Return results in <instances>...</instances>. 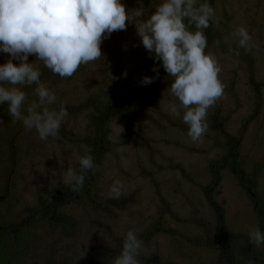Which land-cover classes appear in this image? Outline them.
<instances>
[{
    "label": "rangeland",
    "instance_id": "1",
    "mask_svg": "<svg viewBox=\"0 0 264 264\" xmlns=\"http://www.w3.org/2000/svg\"><path fill=\"white\" fill-rule=\"evenodd\" d=\"M121 2L126 11L140 6L137 0ZM160 2L143 0L147 16ZM212 3L219 27L212 21L210 34L207 29L202 31L207 38L205 53L214 55L221 68L224 95L207 110L208 129L200 140L194 142L188 135L184 109L171 93L174 78L162 64L156 67L158 75L149 69L155 54L144 48L135 25L127 24L126 30L113 32L103 40V57L99 60L81 65L73 77L45 82L50 91L53 85L57 98L50 108L63 102L69 108L87 105V109L67 111L56 137L41 140L35 129H29L18 139L17 148L10 151L0 141V182L2 175L13 172L15 185L12 199L0 204L18 210L33 208L20 219L25 223L24 219L30 217L42 223L41 235L47 230L42 222L45 211L39 206L41 196L55 189L66 192L69 184L64 173L72 169L79 174L81 157L90 155L94 161L91 152L97 133L92 116L99 114L89 101L109 105L132 80L155 77L143 88H131L119 106L113 105L120 111L107 119L110 144L106 153L99 154L97 160L101 162L97 161L95 173L91 170L94 199H89L86 192L81 196L69 193L60 202L59 210L76 221V238L70 242L51 232L58 246H51L50 241L43 247L38 245L36 253L21 260L23 264H54L64 258L70 264H89L92 257L101 262L100 256L102 264H113L129 230L143 242L139 264L242 262V248H248L250 229L261 226L256 200L242 192L236 179L229 176L212 190L210 199L226 210L224 225L230 232L220 242L216 239L221 225L219 213L211 207L205 189L212 186L213 163L227 153V139L213 125L215 113L222 109V116L228 120L227 131L237 138L243 133L238 162L250 176L261 177L260 192L264 191V0ZM241 26L253 40L248 48H239L243 53L235 55L229 47L238 49V37L232 34ZM190 30L197 29L192 25ZM217 40L219 46L214 43ZM116 180L123 186L118 200L110 197V187ZM232 247L236 250H232L234 260L227 262L224 256ZM48 250H58L54 259H50ZM255 250L263 264L264 245Z\"/></svg>",
    "mask_w": 264,
    "mask_h": 264
},
{
    "label": "clouds",
    "instance_id": "2",
    "mask_svg": "<svg viewBox=\"0 0 264 264\" xmlns=\"http://www.w3.org/2000/svg\"><path fill=\"white\" fill-rule=\"evenodd\" d=\"M137 2L139 7L126 11L121 0H0V52L10 56L0 65V104L7 103L13 123L22 121L25 128L35 129L41 140H47L58 135L61 122L68 115L63 103L58 111L50 108L56 103V95L41 82V72L34 62H28L29 55H35L36 61H42L53 74L71 77L81 65L103 57L104 39L126 30L127 24H134L144 48L154 52L168 76L174 78L171 93L184 109L188 135L194 142L200 140L208 129L207 110L224 95V84L219 79L221 68L214 55L205 53L207 38L202 31L210 26V21L219 27L214 9L206 0L199 4L197 0H161L154 5L155 12L147 16L143 0ZM192 25L197 29L194 32L190 30ZM232 35L238 37V49L229 47L235 55L253 40L243 26ZM214 43L219 46L220 41ZM153 71L158 75V69ZM154 79L144 76L141 84H151ZM33 85L38 100L27 106L24 115L21 109L28 96L17 86ZM79 163L81 174L72 169L64 173L73 192L83 186L84 172L96 171L90 155L81 157ZM122 187L119 180L114 181L110 197L118 200ZM249 239L257 247L264 245V232L252 228ZM142 246L137 234L129 230L113 264H139Z\"/></svg>",
    "mask_w": 264,
    "mask_h": 264
},
{
    "label": "trees",
    "instance_id": "3",
    "mask_svg": "<svg viewBox=\"0 0 264 264\" xmlns=\"http://www.w3.org/2000/svg\"><path fill=\"white\" fill-rule=\"evenodd\" d=\"M205 2V0H201V3ZM211 7H213L212 0H206ZM211 2V3H210ZM187 24V20H186ZM213 22L210 21V26L207 28L209 34L210 31L213 30ZM206 50V49H205ZM240 52L243 53L242 49H239ZM35 55H29L28 62L29 63H35V66L40 70L41 72V82L45 84L46 81L51 80L53 78L56 79V81L65 80L68 77L61 78L58 74H53L51 70L46 68L43 64V62H39V60L36 61L34 59ZM8 59H10L9 54L0 52V65H3ZM251 60V59H250ZM13 63L19 64L18 60H13ZM158 64H162L161 61L157 59H152L149 63V69L152 71L153 68H156ZM73 77V76H71ZM141 80H132L127 88L125 89L124 93H119L115 95L109 105H102L101 103L97 102L95 103L94 100H90L89 103L93 105L98 112L99 115H93L92 120L94 122V128L97 133V138L94 142V150L91 152V154L94 157V165H97L100 161L97 160L99 157V154H103L107 152V147L109 146L110 142L108 140V133L109 131L106 129L109 125V121L107 119H111L113 115L116 114V112H119L120 109L115 108L113 105H120V101L122 99H125L129 92L131 91V88L140 85L141 88L145 87V85L141 84ZM6 87H10V85H5ZM20 87L22 91H24L28 99L25 101L24 105L22 106V113L24 115H27L26 108L27 106L33 101L38 100V97H36L33 94L34 87L33 86H17ZM53 85L51 86V91H53ZM63 103L60 102L56 104L58 107H54L55 110H59V105ZM66 110L69 112H77L79 109H87V105L79 106V108H69L68 105H65ZM132 118H129L131 120ZM0 141L4 142L5 145H8L9 151L12 150V148H17V142L20 136L23 134V132L29 130L24 127L22 121H16L13 123L12 117L8 114V105L7 103L0 104ZM61 131V129H59ZM12 136L11 141L8 140L9 137ZM8 137V138H7ZM103 146H105V149L102 151ZM13 158H15V155H13ZM98 161V163H97ZM82 173V169H80L79 174ZM85 179L83 186L79 188V191L73 192L72 191V185L69 184L68 190L64 192V190H52L48 191L46 195L41 196L40 204L41 208L45 211L44 215L45 218H43L42 222L47 226V230L44 231L43 234L39 235V232L42 226L41 224H38L34 219L27 217L23 221L21 219L24 218V214L27 212H32L33 208L25 209V210H18L13 207H3L0 204V264H23L22 259H25L27 256L32 255L33 253H36L37 246H45L48 245V241H50L51 246L57 247L59 244V241L57 242L54 238L55 233H57L59 236L58 238H63L70 240V242H73V240L76 238V232L77 224L73 217L66 216L63 212L59 210L60 208V202L64 201L68 194H77L78 196H81L82 192H86L89 199H94L93 195L91 194V185L92 181L94 179V174L91 172V170H87L84 172ZM13 178V172L10 173V175H2L1 176V182L3 183L0 186V202H4L3 200H11L12 196L15 194V185L12 181ZM4 179V180H3ZM0 182V183H1ZM258 213L263 217V213ZM23 217V218H22ZM21 218V219H20ZM32 219V220H30ZM262 222H264V217L261 219ZM27 225V227H25ZM26 229H25V228ZM53 234H52V233ZM72 246V244H71ZM248 247V246H247ZM248 250V249H247ZM247 250H243L242 254L244 256V259L242 262H239L238 264H261L259 261H254L250 259L247 255ZM51 254L52 257L50 259H54L56 254L58 253V250H48L47 253ZM255 254H259L256 250L254 251ZM232 259V254L230 255ZM102 256H100V261L95 260L93 257L90 258L88 261L89 264H102L101 260ZM51 259V260H52ZM264 260V257H263ZM49 263V262H48ZM71 261L64 258L62 261L56 262L54 264H70ZM26 264V263H25ZM264 264V261H263Z\"/></svg>",
    "mask_w": 264,
    "mask_h": 264
},
{
    "label": "flooded vegetation",
    "instance_id": "4",
    "mask_svg": "<svg viewBox=\"0 0 264 264\" xmlns=\"http://www.w3.org/2000/svg\"><path fill=\"white\" fill-rule=\"evenodd\" d=\"M206 51V50H205ZM228 123L227 116H222V109L218 110L214 117H213V125L215 128L221 130L223 132V135L226 137L227 142L225 144V148L227 149V153L221 158L218 159V161L213 163L214 171L213 174H211V177H213V180L211 181L212 186L205 189V195L211 198L212 190H214L217 186L221 185L225 176L233 177L236 179V183H238L237 187L244 192L247 193L250 198H254L256 200L257 206L256 210L263 213L264 217V191H261L260 188V178L258 174L254 176H250L247 171L243 170L242 166L238 162L237 157L240 154V138H243V133H240L238 138L236 136H232L229 131H227V127H225V124ZM226 172V173H225ZM211 207L216 210L219 213L220 217V228L217 232V241L222 242V237L225 236L228 237L230 232L226 231L225 227V211L221 205L214 202L212 199H210ZM219 210V211H218ZM259 214V213H258ZM261 219L263 217L259 214ZM260 230L264 232V222L261 221ZM255 247L256 245L254 243L248 242V250L247 255L250 257V259L254 261H261L259 260L260 254H255ZM235 249V247H232L228 252L225 254V258L227 259V262H233L234 256L232 254V250ZM244 248H242V251ZM234 252L236 250H233ZM232 254V259L231 255ZM262 261L263 257H262ZM238 264V263H235Z\"/></svg>",
    "mask_w": 264,
    "mask_h": 264
}]
</instances>
